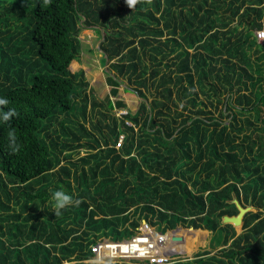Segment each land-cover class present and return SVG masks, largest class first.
I'll use <instances>...</instances> for the list:
<instances>
[{"label":"trees","instance_id":"obj_1","mask_svg":"<svg viewBox=\"0 0 264 264\" xmlns=\"http://www.w3.org/2000/svg\"><path fill=\"white\" fill-rule=\"evenodd\" d=\"M81 28L135 112L116 116L71 69ZM262 28L264 0H0V109L21 146L0 124V264H96L94 245L144 220L166 246L212 232L214 254L169 264H264ZM51 190L78 203L55 216ZM236 201L240 233L224 221Z\"/></svg>","mask_w":264,"mask_h":264},{"label":"rangeland","instance_id":"obj_2","mask_svg":"<svg viewBox=\"0 0 264 264\" xmlns=\"http://www.w3.org/2000/svg\"><path fill=\"white\" fill-rule=\"evenodd\" d=\"M96 30L97 28L94 30L81 28L80 39H81L82 48L80 54V62L79 61L73 62L71 69L73 71H78V70L85 71L86 80L89 81V85H88L89 90L91 91L92 94H95L97 99L102 101L104 100V98L109 96V99L114 104L112 111L115 113L116 116H121L123 113H126L128 110H132L133 112H135L139 106L140 98L137 93H135L134 91L128 88L127 81L123 80L122 78L115 77V81H117V83L111 82L110 76L114 75V73L110 71L108 64L106 63L104 64L105 59L102 57V50L99 49L100 34ZM114 90H117V92H114ZM72 118L75 120L77 119L74 115H72ZM78 119L79 121H83L81 118ZM85 123L89 126L87 122ZM84 153L85 150H82V154ZM236 202L238 203V201ZM252 209L257 210V208H255L254 206H252ZM241 224L239 225L237 224L236 226V230L238 233H240L243 230ZM155 229L160 230L157 227H155ZM140 230L142 229L140 228ZM199 230L201 229L198 230L191 229L188 232V235L184 234L185 231L184 233H182L183 231H179L178 232L179 234L176 233L178 234L177 236L175 235L174 237L171 236L173 240L170 241L169 247H173L175 250H180V251L175 253V256H173V258H171L169 261H174L178 259L193 260L197 257L196 255L198 253L212 249L211 247L212 232L210 230H207L206 236L201 237L200 235L199 238ZM141 233L142 231L139 234ZM165 233L169 234V232H165ZM139 234H135L133 236H137ZM133 236L127 237V240L131 239ZM148 238L152 239L150 237ZM156 240H158V238H156ZM156 240L153 239L154 241L152 243L153 245L154 243L156 244ZM190 249L193 250L191 253H190ZM181 250H183V253H181ZM212 250L213 252L211 253V255L214 254L217 249H212ZM77 262L79 261H71V263H77ZM83 262L96 263V264H110L114 262H127V263L140 262L143 264H147V260H140V259L116 260L114 258H108L106 256L100 258V256L97 255L95 252L91 258L86 259ZM67 263L68 261L64 262V264Z\"/></svg>","mask_w":264,"mask_h":264},{"label":"built area","instance_id":"obj_3","mask_svg":"<svg viewBox=\"0 0 264 264\" xmlns=\"http://www.w3.org/2000/svg\"><path fill=\"white\" fill-rule=\"evenodd\" d=\"M256 36L258 41L264 43V29L257 30ZM141 229V234L133 236L129 240L117 243L104 241L94 245L92 249L100 258L106 256L118 260L140 259L148 260L149 264H164L177 253L173 247L164 244L165 240H156L158 235L152 231L145 232L143 226ZM148 237L155 239L156 244L153 245ZM133 243H138L139 246L135 247Z\"/></svg>","mask_w":264,"mask_h":264},{"label":"clouds","instance_id":"obj_4","mask_svg":"<svg viewBox=\"0 0 264 264\" xmlns=\"http://www.w3.org/2000/svg\"><path fill=\"white\" fill-rule=\"evenodd\" d=\"M49 0H43V3L46 5ZM127 4L130 5L131 0H126ZM259 30V29H258ZM256 34V32H255ZM257 37V36H256ZM258 40V39H257ZM100 46V45H99ZM9 101L5 98H0V106L8 105ZM15 110L9 108L8 110L0 109V124H7L8 131L6 133L7 146L11 152L15 153L19 151L20 144L18 142V137L14 128L10 125L11 118L15 115ZM51 199L50 203L52 205V213L55 216H60L62 214V210L66 209L69 205L78 203V201H74L73 197L70 194L65 193L62 190H51Z\"/></svg>","mask_w":264,"mask_h":264},{"label":"water","instance_id":"obj_5","mask_svg":"<svg viewBox=\"0 0 264 264\" xmlns=\"http://www.w3.org/2000/svg\"><path fill=\"white\" fill-rule=\"evenodd\" d=\"M238 208H239V213L237 215L225 216L224 221L233 223L234 225L235 224L239 225V224L243 223V217H244L245 213L250 209V207H243L242 205L238 204Z\"/></svg>","mask_w":264,"mask_h":264},{"label":"bare ground","instance_id":"obj_6","mask_svg":"<svg viewBox=\"0 0 264 264\" xmlns=\"http://www.w3.org/2000/svg\"><path fill=\"white\" fill-rule=\"evenodd\" d=\"M262 29H264V28H262ZM259 43H261L260 41H259ZM261 44H264V43H261ZM147 225V226H146ZM143 227H144V231H145V229H149V228H155L154 226H152V225H150L147 221H145L144 220V222H143V225H142ZM142 226H140V228L142 227ZM141 231V230H140ZM158 231H160L161 233H165V232H163V231H161V230H158ZM157 230H154V231H152V232H154V234H156V235H159V232H158ZM161 240H164V237H162V238H160ZM124 241H126L127 240V238H124L123 239ZM159 240V239H158ZM105 241H107V242H109V243H116V242H123L122 240L121 241H115V240H105ZM115 241V242H114ZM149 241L151 242V243H153L154 241H153V238L152 239H149ZM98 244V243H97ZM155 244V243H154ZM133 245L135 246V247H138L139 246V244L137 243H133ZM145 245H147V244H145ZM109 258V257H108ZM115 259V258H114ZM116 260H118V259H116ZM174 261H176V260H174ZM174 261H168V262H166V263H164V264H169V263H171V262H174ZM138 263V262H137ZM143 264V263H142ZM147 264H149V261L147 260Z\"/></svg>","mask_w":264,"mask_h":264},{"label":"crops","instance_id":"obj_7","mask_svg":"<svg viewBox=\"0 0 264 264\" xmlns=\"http://www.w3.org/2000/svg\"><path fill=\"white\" fill-rule=\"evenodd\" d=\"M177 252H179V251H177ZM175 256V255H174Z\"/></svg>","mask_w":264,"mask_h":264}]
</instances>
